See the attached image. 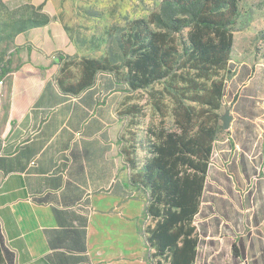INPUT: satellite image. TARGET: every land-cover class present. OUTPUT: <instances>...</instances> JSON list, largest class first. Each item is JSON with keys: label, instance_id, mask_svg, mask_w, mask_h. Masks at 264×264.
I'll return each instance as SVG.
<instances>
[{"label": "crops", "instance_id": "0c3cea01", "mask_svg": "<svg viewBox=\"0 0 264 264\" xmlns=\"http://www.w3.org/2000/svg\"><path fill=\"white\" fill-rule=\"evenodd\" d=\"M19 1L40 6L45 0ZM69 48L57 26L14 33L0 23L4 246L13 254L12 264H148L150 251L141 232L146 197L131 185L122 154L126 93L105 73L76 94L65 91L61 66ZM236 151L238 182L241 187L248 182L249 189L241 209L233 208L245 214L250 192L258 208L251 207L250 217L233 218L236 227L244 222L250 236L232 244L234 264H264V151L253 145ZM207 194L206 180L196 217Z\"/></svg>", "mask_w": 264, "mask_h": 264}, {"label": "trees", "instance_id": "16d2710c", "mask_svg": "<svg viewBox=\"0 0 264 264\" xmlns=\"http://www.w3.org/2000/svg\"><path fill=\"white\" fill-rule=\"evenodd\" d=\"M166 1L192 14L169 19L165 30L153 27L154 15L133 19L120 35L121 64L106 56L102 60L69 59L61 66L60 84L76 94L105 73L127 95L147 93L158 123L147 127L143 139L136 141L134 136L129 147L124 146L123 136L121 141L131 170L130 183L146 197L141 232L147 249L154 250L148 264H195L202 240L194 220L217 139L226 90L224 75L231 69L241 0ZM42 25L31 21L27 28ZM138 112L137 105H130L121 114ZM136 147L145 154L139 167ZM12 263L13 254L4 246L0 226V264Z\"/></svg>", "mask_w": 264, "mask_h": 264}, {"label": "rangeland", "instance_id": "374dc122", "mask_svg": "<svg viewBox=\"0 0 264 264\" xmlns=\"http://www.w3.org/2000/svg\"><path fill=\"white\" fill-rule=\"evenodd\" d=\"M239 10L233 32L231 69L224 75L225 97L219 110L218 134L207 176V191L211 194L205 196L207 204L194 220L202 237L195 264H234L237 259L233 256L232 244L247 242L250 236L246 235L248 229L242 227L244 222L236 227L233 218L250 217L254 213L251 207L258 208L256 197L251 202L250 192L246 198L248 209L242 210L245 214L237 211L241 209L239 203L244 202L249 184L243 183L241 187L238 182L240 169L236 150L242 143L244 147L253 145L264 151V0H241ZM191 14V10L170 5L166 0H45L40 6L19 0H0V23H5L14 33L27 28L31 21L43 23L42 26L51 31L59 27L70 43L67 61L83 57L102 60L106 56L112 63L121 64L120 35L130 21L154 15L153 27L165 30L169 19ZM52 25L55 26L52 28ZM123 100V109L137 105L139 111L123 119L124 146L129 147L133 137L136 141L143 139L147 127L157 124L158 118L148 104L146 92L125 94ZM251 114L257 118L244 119ZM224 117L228 118L227 129L223 127ZM166 125L171 126L169 117ZM234 133H237L236 138ZM255 155L256 151L248 157ZM144 157L136 147L138 167ZM253 177L252 174V182ZM258 241L256 238L255 242Z\"/></svg>", "mask_w": 264, "mask_h": 264}, {"label": "water", "instance_id": "95a60500", "mask_svg": "<svg viewBox=\"0 0 264 264\" xmlns=\"http://www.w3.org/2000/svg\"><path fill=\"white\" fill-rule=\"evenodd\" d=\"M222 121H223V127H224V129H227L228 128V118L227 117H224L222 119Z\"/></svg>", "mask_w": 264, "mask_h": 264}]
</instances>
